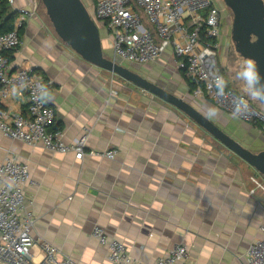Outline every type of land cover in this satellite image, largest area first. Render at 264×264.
<instances>
[{
  "label": "crops",
  "instance_id": "obj_1",
  "mask_svg": "<svg viewBox=\"0 0 264 264\" xmlns=\"http://www.w3.org/2000/svg\"><path fill=\"white\" fill-rule=\"evenodd\" d=\"M11 1L13 10L33 9V0ZM34 9L9 54L11 67L30 68L51 83L50 129L60 127L64 143L90 126L84 150L116 155L76 159L72 151L52 152L0 132V162L9 156L28 165L33 239L54 246L59 257L108 264L91 235L99 226L138 261H154L183 243L193 264H244L249 245L262 236L263 179L226 148L212 149L211 137L195 134L194 122L174 107L75 55L46 26L39 5ZM171 61L167 48L155 61L131 65L149 77ZM3 105L25 112V95L13 93ZM235 120L264 139L257 127Z\"/></svg>",
  "mask_w": 264,
  "mask_h": 264
},
{
  "label": "built area",
  "instance_id": "obj_2",
  "mask_svg": "<svg viewBox=\"0 0 264 264\" xmlns=\"http://www.w3.org/2000/svg\"><path fill=\"white\" fill-rule=\"evenodd\" d=\"M38 5L39 1L33 0L32 10L19 9L15 28L0 34V132L28 145L41 144L52 152L72 151L76 159L86 153L113 159L115 149L103 153L84 150L90 126H85L83 134L71 143H64L62 131L50 129L55 109L36 99L40 86L48 87L51 83L30 68L11 67L8 55L21 44L16 28L35 14ZM92 5L91 17L98 28L106 31L114 58L146 64L171 49L176 68L196 84L195 94H205L231 115L233 99L244 98L247 110L236 118L264 134V112L247 97L231 87L225 89L224 96L218 95L215 78L223 74L218 67L221 18L215 0H92ZM14 88L16 94L25 95V112H13L3 105ZM29 182L26 163L9 156L0 162V264H83L66 255L59 257L54 246L31 236L35 218L30 209L32 200L24 193V185ZM259 229L262 236L249 245L244 264H264V222ZM91 235L105 248L108 264H193L183 243L174 245L154 261L142 262L131 256L124 243L108 237L101 227L95 226Z\"/></svg>",
  "mask_w": 264,
  "mask_h": 264
},
{
  "label": "water",
  "instance_id": "obj_3",
  "mask_svg": "<svg viewBox=\"0 0 264 264\" xmlns=\"http://www.w3.org/2000/svg\"><path fill=\"white\" fill-rule=\"evenodd\" d=\"M38 1L58 40L75 55L174 107L264 177V150L253 152L183 97L123 66L112 54L105 55L98 26L82 0ZM222 1L232 13L231 40L235 51L243 59L254 60L264 76V0Z\"/></svg>",
  "mask_w": 264,
  "mask_h": 264
},
{
  "label": "rangeland",
  "instance_id": "obj_4",
  "mask_svg": "<svg viewBox=\"0 0 264 264\" xmlns=\"http://www.w3.org/2000/svg\"><path fill=\"white\" fill-rule=\"evenodd\" d=\"M85 7L89 11L90 15H93V5L92 0H82ZM215 5L217 6L218 10L220 11L221 17V24H220V36H219V46H218V67L223 72L226 80L228 81V85L234 89L237 93L243 94L245 97L246 94L242 91V84L240 81L236 80L235 74L239 69V66L245 60L243 59L234 49L233 42L231 40V25H232V13L231 11L225 6L222 0H215ZM39 15L44 19L46 26L52 31L54 34L52 25L48 20V17L45 14V10L41 4H39ZM99 35L101 38L102 46L104 54L107 56H111L112 49L111 46L109 47L107 43V33L103 28H98ZM55 35V34H54ZM56 37V35H55ZM57 38V37H56ZM58 39V38H57ZM61 43V42H60ZM63 44V43H62ZM64 45V44H63ZM66 46V45H65ZM67 47V46H66ZM68 48V47H67ZM69 49V48H68ZM171 59V57L169 58ZM168 59V61H170ZM119 62L120 60L117 59ZM171 65L165 71L164 69H156L153 71L149 77L145 75L144 68L139 69L130 63L122 62L121 64L126 67H130L132 70L144 75L149 80L154 82H158V84L164 86L166 89L170 90L174 94L183 97L187 101H189L195 108L200 110L203 114L205 113L206 109L209 107H216L213 103L205 96V94H195L192 91H188L185 87V82L183 77L181 76V70L177 69L174 62L171 61ZM104 71V70H103ZM155 72V73H154ZM109 76L115 78L118 81H123L121 78L107 72ZM157 73V74H156ZM160 75V76H159ZM127 83V82H126ZM133 89H137L133 85L127 83ZM248 98V97H247ZM249 99V98H248ZM159 101V100H156ZM249 101L261 112H264V104L260 103L259 101H253L249 99ZM161 103V101H159ZM165 105V104H164ZM166 106H169L166 104ZM209 106V107H208ZM171 107V106H169ZM218 108V107H216ZM220 110V109H219ZM220 116L214 119H211L215 124H217L222 130L227 132L230 136L235 138L237 141L242 143L245 147L252 150L253 152H259L264 150V139L261 138L255 131L251 128L247 127L246 125L241 124V122L236 121L235 118L228 112L222 111L220 112ZM195 129L197 132L195 134L198 135H205L211 137L208 133L204 130L199 128L196 124ZM212 149H222V145L216 141L214 138L211 137ZM225 148V147H224ZM259 175V174H258ZM260 178L263 179L264 177L259 175Z\"/></svg>",
  "mask_w": 264,
  "mask_h": 264
},
{
  "label": "clouds",
  "instance_id": "obj_5",
  "mask_svg": "<svg viewBox=\"0 0 264 264\" xmlns=\"http://www.w3.org/2000/svg\"><path fill=\"white\" fill-rule=\"evenodd\" d=\"M236 80L240 81L242 84V91L246 96L253 100L264 103V76L259 72L257 63L252 59H245L239 66L235 74ZM215 86L218 91V95L224 96L225 89L228 86V81L223 76H216ZM16 92V89H13ZM52 94L46 88V86L41 85L39 89V94L36 97L37 100L48 102L51 100ZM247 101L242 97L234 98L232 101V115L233 117H239L247 110ZM205 116L208 119H214L220 116V110L216 107H209L205 111Z\"/></svg>",
  "mask_w": 264,
  "mask_h": 264
},
{
  "label": "trees",
  "instance_id": "obj_6",
  "mask_svg": "<svg viewBox=\"0 0 264 264\" xmlns=\"http://www.w3.org/2000/svg\"><path fill=\"white\" fill-rule=\"evenodd\" d=\"M17 15H18V11L13 10L11 8L8 0H0V34L4 33V32L11 31L15 28L14 21H15ZM16 30H17V33L19 34L20 38H21V36L24 33V24L17 27ZM8 57H9V55H8ZM18 68L20 69V68H25V67L19 66ZM15 69H17V68H15ZM33 72L37 73L35 70ZM181 73H182V71H181ZM222 74H223V72H222ZM223 76H224V74H223ZM224 78H225V76H224ZM186 80H187L190 91L194 90L197 87L193 81H191L189 79H186ZM228 87H230V86L228 85L227 88ZM46 88L49 90L51 88V86H48ZM54 129L57 130V129H60V127H55Z\"/></svg>",
  "mask_w": 264,
  "mask_h": 264
},
{
  "label": "flooded vegetation",
  "instance_id": "obj_7",
  "mask_svg": "<svg viewBox=\"0 0 264 264\" xmlns=\"http://www.w3.org/2000/svg\"><path fill=\"white\" fill-rule=\"evenodd\" d=\"M221 18V17H220ZM220 24H221V22H220Z\"/></svg>",
  "mask_w": 264,
  "mask_h": 264
}]
</instances>
